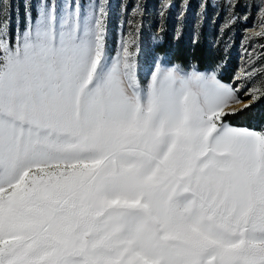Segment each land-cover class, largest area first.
Here are the masks:
<instances>
[{
	"label": "snow or ice",
	"instance_id": "6c2138e0",
	"mask_svg": "<svg viewBox=\"0 0 264 264\" xmlns=\"http://www.w3.org/2000/svg\"><path fill=\"white\" fill-rule=\"evenodd\" d=\"M243 7L225 83L160 58L142 80L139 3L111 53L109 0H40L14 33L0 0V264H264V128L230 123L264 98Z\"/></svg>",
	"mask_w": 264,
	"mask_h": 264
},
{
	"label": "rangeland",
	"instance_id": "374dc122",
	"mask_svg": "<svg viewBox=\"0 0 264 264\" xmlns=\"http://www.w3.org/2000/svg\"><path fill=\"white\" fill-rule=\"evenodd\" d=\"M65 2H75V0H57V3L60 4ZM79 2L84 8H87L92 0H79ZM9 3L11 31L14 33L17 23L23 27L27 11H31L35 16L40 0H9ZM137 3L141 5L142 15L133 19L141 23L138 58L142 80L145 79L148 68L158 58L152 48L160 42V32L167 30L171 40L183 37L187 38L190 43L202 42L210 51V56L213 59L215 57L216 61V64L208 70L221 64L220 72L225 67L226 60H234L235 66L229 81L226 82L232 83L235 73L241 67L243 51L241 45L244 36L246 33L250 34V29L255 21V10L247 21L243 19L247 12V9L243 7L244 0H240L241 6L235 9L239 19L223 32L221 29L226 19V12L222 6L223 0H187L186 7L184 6L185 0H171V6L163 17L160 15L163 0H109L108 46L111 53H114L121 33L128 32L127 19L131 16L132 9ZM201 4H204L203 12ZM260 43H264V40ZM256 67H264V60L257 61ZM184 70L191 71V66L184 67ZM261 80H264V76L258 75L256 82ZM242 99L247 101L248 97L242 96Z\"/></svg>",
	"mask_w": 264,
	"mask_h": 264
},
{
	"label": "trees",
	"instance_id": "16d2710c",
	"mask_svg": "<svg viewBox=\"0 0 264 264\" xmlns=\"http://www.w3.org/2000/svg\"><path fill=\"white\" fill-rule=\"evenodd\" d=\"M168 34L167 30L160 32V42L154 45L152 51L158 55V58L169 61V65L175 63L183 68L195 65L198 70L205 71L216 64L215 57L213 59L210 56V51L202 42L190 43L183 37L171 40ZM225 63V67L219 72V78L226 83L229 81L235 63L234 60H226ZM230 123L257 130L264 128V98L247 109L243 115L231 118Z\"/></svg>",
	"mask_w": 264,
	"mask_h": 264
}]
</instances>
